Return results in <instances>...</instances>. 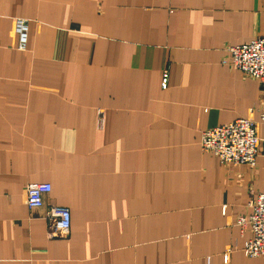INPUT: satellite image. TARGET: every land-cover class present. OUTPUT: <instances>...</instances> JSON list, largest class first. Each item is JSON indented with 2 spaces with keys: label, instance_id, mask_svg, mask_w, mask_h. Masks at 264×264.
Returning a JSON list of instances; mask_svg holds the SVG:
<instances>
[{
  "label": "crops",
  "instance_id": "0c3cea01",
  "mask_svg": "<svg viewBox=\"0 0 264 264\" xmlns=\"http://www.w3.org/2000/svg\"><path fill=\"white\" fill-rule=\"evenodd\" d=\"M257 38L264 0H0V264H263L236 221L264 187V127L252 169L200 150L258 121L264 82L222 64ZM35 183L51 191L30 209Z\"/></svg>",
  "mask_w": 264,
  "mask_h": 264
},
{
  "label": "built area",
  "instance_id": "2783aa9c",
  "mask_svg": "<svg viewBox=\"0 0 264 264\" xmlns=\"http://www.w3.org/2000/svg\"><path fill=\"white\" fill-rule=\"evenodd\" d=\"M16 35V50L25 52L28 41V21L17 18L14 22ZM223 65L258 81L264 82V39L257 38L247 43L228 47ZM264 127V103L258 115V121L251 118L217 126L201 133L200 150L203 154L215 156L222 164L232 167L246 166L250 169L256 166V158L262 139L257 133V125ZM48 183L29 184L25 191V205L28 208H38L42 205L44 195L50 193ZM251 212L246 218H239L236 225L241 233L248 230L251 237L242 247L243 254L248 258H259L264 264V187L249 204ZM49 225V237H62L68 233L71 216L67 209L50 207L46 212Z\"/></svg>",
  "mask_w": 264,
  "mask_h": 264
}]
</instances>
